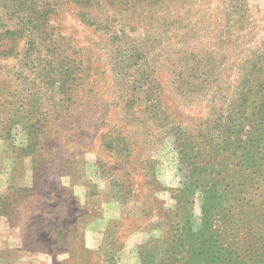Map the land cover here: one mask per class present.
<instances>
[{
    "label": "rangeland",
    "instance_id": "obj_1",
    "mask_svg": "<svg viewBox=\"0 0 264 264\" xmlns=\"http://www.w3.org/2000/svg\"><path fill=\"white\" fill-rule=\"evenodd\" d=\"M106 5L0 0V36L27 27L0 37V264H240L264 224V0Z\"/></svg>",
    "mask_w": 264,
    "mask_h": 264
},
{
    "label": "trees",
    "instance_id": "obj_2",
    "mask_svg": "<svg viewBox=\"0 0 264 264\" xmlns=\"http://www.w3.org/2000/svg\"><path fill=\"white\" fill-rule=\"evenodd\" d=\"M77 2H79L82 5H87L89 7H94V8H101L104 9L107 5V1L108 3H110L111 5H115L117 4V6L120 7V5H123L124 8H128V7H133L135 6L137 3H139V0H76ZM54 9V7H53ZM49 11V9H45V6H40V7H31V12L32 13H28V22L27 25L25 26H30L31 31H35V30H39L41 29L43 31V33H47L46 32V28L47 26L50 24V20H49V13H47ZM119 11V10H118ZM102 14L103 17L105 19H110L113 16L112 15H116L121 16V18H128L127 16H124V13H100ZM116 18V17H114ZM102 20V19H100ZM114 23V22H112ZM27 27H20L19 29H15V30H6L0 37H10L12 38L13 35L19 34V33H23L26 30ZM64 39V38H63ZM66 43V41H65ZM64 43V44H65ZM51 51H53L54 53H58V48L54 47L53 49H51ZM57 58L59 59V67H58V72H59V77L58 79H56V76L52 74V76H48L47 77V82L48 84H53L55 83L57 80L60 81L59 83V87H58V91L57 93L60 94L61 92H65L66 90V83L69 80H74L76 78V76L73 77V75H75V65L73 64V62H68L66 61L65 57L63 55H59L57 56ZM58 61V60H57ZM63 65H66L65 69L63 68ZM53 71V70H52ZM71 98L70 97H66V94L63 95L61 98L58 99V103H61L63 105V103H66L67 101L70 102ZM50 114V113H49ZM49 114L46 115H41V119H39L37 121L36 124H31L29 125L30 130H29V135L31 136V144H30V148L36 149L37 145H41L42 142L44 141V139L49 135V133L51 132V127L46 125V118ZM56 117L58 118L59 116H61L60 113H55ZM52 115H50L51 117ZM260 116L264 117V113H261ZM51 118H49L50 120ZM256 213H254L255 215ZM260 221L258 219V215L254 217L253 219V223L251 224L252 226V231L254 229V232L251 233V240L249 241V247L254 246L252 249H250V256L249 258H244L243 261H240V264H252L254 261V264H256V259H260L258 264H264V224L259 225L261 228V231H258L255 227L256 224H259ZM261 221H264V214L262 215ZM201 253L200 250L197 249H192L189 251L190 253ZM250 259V260H249ZM193 262H194V257H193ZM258 262V260H257Z\"/></svg>",
    "mask_w": 264,
    "mask_h": 264
}]
</instances>
